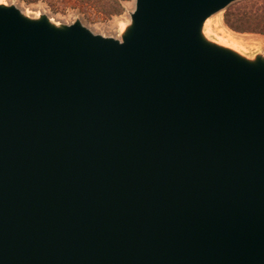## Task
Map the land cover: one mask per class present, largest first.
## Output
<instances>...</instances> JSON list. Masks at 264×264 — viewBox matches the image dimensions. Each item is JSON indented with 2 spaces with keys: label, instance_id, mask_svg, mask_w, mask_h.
<instances>
[{
  "label": "water",
  "instance_id": "1",
  "mask_svg": "<svg viewBox=\"0 0 264 264\" xmlns=\"http://www.w3.org/2000/svg\"><path fill=\"white\" fill-rule=\"evenodd\" d=\"M238 0H134L121 40L0 5V264H264V58Z\"/></svg>",
  "mask_w": 264,
  "mask_h": 264
},
{
  "label": "rangeland",
  "instance_id": "2",
  "mask_svg": "<svg viewBox=\"0 0 264 264\" xmlns=\"http://www.w3.org/2000/svg\"><path fill=\"white\" fill-rule=\"evenodd\" d=\"M72 4L74 2L70 0H60L59 3L38 0L30 4L22 0H5L0 5L15 6L22 14L31 19L45 15L56 25H71L79 20L93 34L116 40H121L123 31L130 24V14L134 10V0H131L124 4V12L121 15L107 18L94 12L86 14ZM251 5L258 8L262 7L260 13L264 12V0H238L205 22L204 36L208 40L230 48L248 59H254L256 56L264 58V20L261 17L252 22L250 29L246 31L232 30L224 23L227 10L242 12ZM61 6H65L63 10L56 9V7L60 8Z\"/></svg>",
  "mask_w": 264,
  "mask_h": 264
},
{
  "label": "trees",
  "instance_id": "3",
  "mask_svg": "<svg viewBox=\"0 0 264 264\" xmlns=\"http://www.w3.org/2000/svg\"><path fill=\"white\" fill-rule=\"evenodd\" d=\"M27 4L38 0H22ZM51 3H59L60 0H44ZM73 1L74 7L79 8L82 12L89 14V12L99 13L104 17L111 18L119 16L124 12V4L131 0H70ZM263 2V1H262ZM65 6L56 9H64ZM262 7L258 8L251 5L246 11L237 12L234 10H227L224 16V23L227 27L235 31H246L250 29L252 22L259 20L258 17L262 18L260 13Z\"/></svg>",
  "mask_w": 264,
  "mask_h": 264
},
{
  "label": "snow or ice",
  "instance_id": "4",
  "mask_svg": "<svg viewBox=\"0 0 264 264\" xmlns=\"http://www.w3.org/2000/svg\"><path fill=\"white\" fill-rule=\"evenodd\" d=\"M5 2V0H0V4H3Z\"/></svg>",
  "mask_w": 264,
  "mask_h": 264
},
{
  "label": "bare ground",
  "instance_id": "5",
  "mask_svg": "<svg viewBox=\"0 0 264 264\" xmlns=\"http://www.w3.org/2000/svg\"><path fill=\"white\" fill-rule=\"evenodd\" d=\"M222 40V39H221Z\"/></svg>",
  "mask_w": 264,
  "mask_h": 264
}]
</instances>
